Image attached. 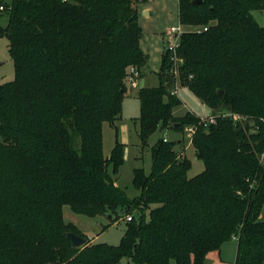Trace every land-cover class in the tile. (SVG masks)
<instances>
[{
	"label": "trees",
	"instance_id": "1",
	"mask_svg": "<svg viewBox=\"0 0 264 264\" xmlns=\"http://www.w3.org/2000/svg\"><path fill=\"white\" fill-rule=\"evenodd\" d=\"M134 1L11 0L0 13L14 66V81L0 85V264H205L236 235L234 264H264V28L252 15L264 13V0H176L181 27L207 30L181 35L179 78L163 53L158 85L137 91V137L151 172L133 170L140 194L131 199L111 177L124 146L116 141L105 159L102 127L117 132L126 70L146 61ZM177 79L215 124L172 115ZM185 126L196 128L190 145L204 169L191 179L175 141L148 145L158 128ZM65 206L113 220L150 209L149 220L129 215L114 247L74 249Z\"/></svg>",
	"mask_w": 264,
	"mask_h": 264
},
{
	"label": "rangeland",
	"instance_id": "2",
	"mask_svg": "<svg viewBox=\"0 0 264 264\" xmlns=\"http://www.w3.org/2000/svg\"><path fill=\"white\" fill-rule=\"evenodd\" d=\"M11 2V0H6ZM133 7L138 13L137 24L142 28V38L139 42L140 48L144 59L146 60V54L149 59L144 65L140 67L142 69V75L144 80L140 83L142 88L156 87L159 83L158 72L161 67V53L165 51L166 42L168 41V32L172 28L179 25L177 1L176 0H135ZM144 11V12H143ZM252 15L258 25L264 28V13L254 11ZM8 23V17L6 15H0V25L5 27ZM202 28H199V30ZM184 30H192V28H184ZM8 41L4 37H0V85L11 83L14 81V66L7 54ZM182 65V62L180 63ZM133 67V66H130ZM139 69V70H140ZM178 75V72H177ZM179 78V75L177 76ZM125 82V80H124ZM138 82V81H137ZM126 87V86H125ZM174 88L178 91L179 95H176L181 104L174 108L173 112L176 116L185 115L188 110L196 115H204L207 111L206 106H203L201 102L193 95V93L187 88L183 87L178 79L174 84ZM127 92V87L125 88ZM121 121L118 123V131L104 123L102 127V155L105 159L109 158L112 148L116 141L119 143L125 141L126 147L124 150V162L118 169L116 175H111L115 185L122 189L126 196L129 198H136L139 192L132 186L133 170L140 168L145 170L146 174L151 172V155L147 150L143 152L142 161L136 160L137 154L140 150V140L136 135L137 126L134 125L133 120L139 115V105L136 100L125 99L122 105ZM194 114V115H195ZM195 115V116H196ZM161 133L164 131L173 132L169 127H161ZM189 127H184L182 131L176 133H166L168 140L181 139L182 144L180 147L175 148L177 154H186L187 159L190 162V171L187 173V177H195L203 172V166L200 161L195 157L193 148L190 146L191 138L187 133ZM166 130V131H165ZM175 132V131H174ZM158 131L155 135L151 136L148 141L149 147L157 142L158 137L161 135ZM190 146V147H188ZM264 157H261V161ZM264 166V162H263ZM108 171L111 174L110 168ZM156 205H151L150 209L155 208ZM149 210H128V212L118 213L111 222L107 218L108 213L98 214L94 218H89L84 215L74 214L69 206L63 208V220L65 225L72 224L75 231L81 238H85L87 241L84 245H98V243H104L109 246H116L119 244L123 233L126 229V224L129 222V215L133 216L138 221H148ZM264 216V205L260 212ZM110 215V214H109ZM259 220H262L259 218ZM264 220V219H263ZM105 228V229H104ZM232 241L224 243L221 248L220 254L217 252H211L206 257L205 264H234V258L236 254V241L238 236H234ZM83 246V245H82ZM81 248V247H80ZM117 264H133L129 259H122Z\"/></svg>",
	"mask_w": 264,
	"mask_h": 264
},
{
	"label": "built area",
	"instance_id": "3",
	"mask_svg": "<svg viewBox=\"0 0 264 264\" xmlns=\"http://www.w3.org/2000/svg\"><path fill=\"white\" fill-rule=\"evenodd\" d=\"M9 4V2L6 3H1L0 2V13H2L3 11H5L7 9L6 5ZM207 27H203L202 29L199 30V28H195L192 29L190 31L193 32H202V31H206ZM189 31V30H186ZM186 31L184 30L183 27H181V25L179 24L177 27L172 28L170 30V32H168V41L166 42V47H165V51L164 53L167 54L168 59L170 61L171 64V69L169 70V74L170 75H174L175 77H177V72H178V66L181 63V60L178 59L177 57V50L180 46L179 40L180 37L183 33H186ZM140 79V73L139 71L135 68V67H129L126 70V74H125V86L127 87V89L129 88H135L137 85V81ZM172 94L177 95V91L175 88L172 89ZM222 117H229L232 120L236 121V119L238 118L237 116H231L229 114H222ZM217 118L216 115H209V116H205V118H200V123L202 124L203 128H207L209 125L215 124V119ZM196 128L194 126H189V128L187 129V133L189 134V136L191 137L192 134L195 132ZM165 142L167 141L166 139H163ZM131 218H128V221Z\"/></svg>",
	"mask_w": 264,
	"mask_h": 264
},
{
	"label": "crops",
	"instance_id": "4",
	"mask_svg": "<svg viewBox=\"0 0 264 264\" xmlns=\"http://www.w3.org/2000/svg\"><path fill=\"white\" fill-rule=\"evenodd\" d=\"M144 12V11H143ZM164 52H162L161 53V56H162V54H163ZM146 54V60H147V65L146 66H148V64H149V59H148V56H147V53H145ZM139 73H140V79L138 80V82H137V85H136V87L135 88H129V89H127V92L125 93V97H124V100L123 101H125V99H134V100H136L137 102H138V100H137V91L139 90V89H141L143 86H141V87H139L140 86V83L144 80V76L142 75V69H140L139 70ZM157 86V85H156ZM146 88H152V87H146ZM177 95H179V93H178V91H177ZM123 103V102H122ZM138 105H139V102H138ZM204 106H206V105H204ZM178 107V106H177ZM174 108H176V107H174ZM174 108H173V110H174ZM206 108H207V111L204 113V115H196L195 113V115L197 116V117H199V118H205V116H209V115H211V114H213L212 112H211V110L206 106ZM188 112H190V110H188ZM187 112V113H188ZM139 113H140V107H139ZM172 115L174 116V117H176V118H180V117H183V116H176L175 114H174V112H172ZM138 117H139V115H138ZM137 117V118H138ZM137 118H135L134 120H133V123H134V125L135 126H137V124L135 123V120L137 119ZM121 121V116H120V118H119V120L118 121H116L115 122V124H116V129H117V131H118V123ZM161 130H163L162 128H158V130L153 134V135H155L158 131L161 133ZM166 131V130H165ZM136 135H137V129H136ZM166 133H172V135H173V133H176V132H169V131H166V132H162L161 133V135L158 137V139H157V142H158V140H160V139H166L167 141H169V142H176L177 144H176V146L174 147V149L175 148H178V147H180L181 146V144H182V141H181V139H174L173 138V140L172 139H170V140H168L167 138H165L166 137ZM153 135H151V136H153ZM150 136V137H151ZM149 137V138H150ZM148 138V139H149ZM149 141V140H148ZM157 142H155V144L157 143ZM121 144L124 146V150H125V147H126V142L125 141H123V142H121ZM155 144H153L152 146H154ZM151 146V147H152ZM191 146V145H190ZM190 146H188V147H190ZM145 151V150H144ZM143 150H141V147H140V150H139V152H138V154H137V157H136V160H141L142 161V157H143V152H144ZM149 154H150V152H149ZM123 155H124V153H123ZM151 155V154H150ZM125 156V155H124ZM185 156H186V154H185ZM203 166V165H202ZM150 174V173H149ZM149 174H146V175H149ZM114 183H115V180H114ZM139 192V191H138ZM139 194H140V192H139ZM139 196V195H138ZM137 196V197H138ZM260 218L263 220L264 219V216L263 215H260ZM223 248V247H222ZM220 252H221V250L219 251V252H217V253H219L220 254ZM236 255V254H235ZM235 259V258H234Z\"/></svg>",
	"mask_w": 264,
	"mask_h": 264
},
{
	"label": "water",
	"instance_id": "5",
	"mask_svg": "<svg viewBox=\"0 0 264 264\" xmlns=\"http://www.w3.org/2000/svg\"><path fill=\"white\" fill-rule=\"evenodd\" d=\"M202 0H196L193 1L192 4L193 5H200ZM219 96H221L223 94L222 91L218 92ZM107 218L112 222L113 221V217L109 214L106 215ZM66 238L69 240V242L71 243V247L76 249V248H80L82 247V245H84L86 243V239L85 238H81L78 235H75L74 233L71 232H67L66 233Z\"/></svg>",
	"mask_w": 264,
	"mask_h": 264
}]
</instances>
